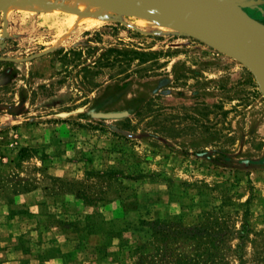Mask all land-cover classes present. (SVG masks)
<instances>
[{"label":"rangeland","instance_id":"rangeland-1","mask_svg":"<svg viewBox=\"0 0 264 264\" xmlns=\"http://www.w3.org/2000/svg\"><path fill=\"white\" fill-rule=\"evenodd\" d=\"M27 2L32 10H0V60L19 72L0 88V264H141L134 249L151 239L141 220L190 225L203 211L229 227L228 264H238L242 225L243 259L257 264L251 239L264 229V95L251 72L209 42L143 15L75 0ZM245 10L264 23V4ZM88 39L96 51L85 53L87 63L113 45L156 51L140 80L170 82L134 114L125 110L132 90L84 91L76 71L84 53L62 64L51 52ZM119 67L102 68L94 80L124 77ZM107 92L115 97L92 109ZM100 111L128 114L92 115ZM152 252L148 244L144 253Z\"/></svg>","mask_w":264,"mask_h":264},{"label":"trees","instance_id":"trees-1","mask_svg":"<svg viewBox=\"0 0 264 264\" xmlns=\"http://www.w3.org/2000/svg\"><path fill=\"white\" fill-rule=\"evenodd\" d=\"M90 41L93 40L88 39L79 45L70 47L69 49L61 47L51 52V54H53L62 64H66V61L70 59V57H83L82 54L84 53L83 61L77 65L76 69V71L81 74L79 86L84 91L91 92L102 86H104V90H113L114 88V90L116 89L118 92L123 89L132 90L135 92V96L129 100L125 110L130 114H134L141 110V106L145 101L149 103V101L152 100L153 92L158 87V84L160 86H165L167 82H170L169 78L159 80L148 79L146 81L140 80L142 74L138 73H141L143 70L140 66L153 58L156 51H143L113 45L104 49V52L99 55L97 60H93L92 63H87L85 60L86 55L91 56L96 51V47L91 45ZM134 62H137L135 64L136 67L131 69L130 65ZM115 63L120 64L119 72L117 74H123L124 77L121 78L120 76L118 77L115 75L114 78L113 76H110L108 80L104 82L94 80V77L100 73L102 68ZM12 64L13 63L10 61L0 60V65H5L0 70V88L6 87L12 78V73L18 72L16 70L10 72ZM58 73H61V71L55 72V74ZM177 78L178 76L176 79ZM55 82L61 83L62 81L57 79L52 83L54 84ZM133 86L137 88L144 86L145 89L147 88L146 94H142L144 91L141 92V90L136 92V90L132 89ZM20 90L21 92L25 91L23 88ZM147 94L149 95L148 97ZM20 96L21 100H23L22 98L24 95ZM114 97V94L107 92V94H105L104 103H101V101L97 102L93 104L92 109L95 111L100 110L102 104H105L109 99ZM127 119L128 118H125V121ZM209 134L212 135V133ZM219 136H221V138L224 137L223 141H230L233 139V137L228 134H220L218 135V138ZM210 141H212L210 137L209 139H206L207 144H210ZM25 150V148H21L19 151L20 157L23 156V151ZM215 152L219 155H225L227 150H216ZM223 162L225 164L227 163V161ZM83 198L86 199V195H84ZM247 203L248 199L244 204ZM59 222L63 224L61 220ZM140 223L149 227L151 239L148 244L153 247L152 253H144V250L148 245L147 243H141L135 247L134 252L139 253L141 264H228L225 258V250L231 247L227 243V237L231 236V233L229 227L224 223L222 224L217 217H214L212 212L203 211L200 214L198 221L190 225L183 224L181 219L177 217L155 218L148 221L141 220ZM84 226L89 230L90 221H87ZM245 229L246 227L242 225V229L235 232L236 234H239L240 239L242 240V242L235 244L234 249V252H236L238 257V264H246L241 253L243 240L246 239L247 236V230L244 231ZM243 233H246V235H243ZM263 233L264 229H261L256 232L255 237L251 239V242L255 247L254 260L257 264H264V240H262L263 238L257 239V236H260ZM183 244L187 245L188 250L184 248L180 249ZM61 254L66 255L67 253Z\"/></svg>","mask_w":264,"mask_h":264},{"label":"water","instance_id":"water-1","mask_svg":"<svg viewBox=\"0 0 264 264\" xmlns=\"http://www.w3.org/2000/svg\"><path fill=\"white\" fill-rule=\"evenodd\" d=\"M12 0H0V9ZM129 13L173 23L190 13H207L221 16L222 22L211 27L209 34L221 36L225 46L236 51L231 55L253 75L259 91L264 95V23L250 16L245 8L264 4V0H117ZM151 5H150V4ZM152 4L154 6H152ZM207 42L203 35L184 32ZM213 46V45H212ZM218 49V48H217ZM220 50V49H219ZM81 110V109H79ZM127 111L93 112L98 118H122ZM123 135L133 134L114 128Z\"/></svg>","mask_w":264,"mask_h":264},{"label":"bare ground","instance_id":"bare-ground-1","mask_svg":"<svg viewBox=\"0 0 264 264\" xmlns=\"http://www.w3.org/2000/svg\"><path fill=\"white\" fill-rule=\"evenodd\" d=\"M28 0H12L3 6L2 9L7 8H13L17 5H21L20 9L23 11L32 10V6H30V3L27 2ZM148 1V0H147ZM75 3L82 6H101V7H108V8H116L123 12L129 13L123 5L119 4L117 0H75ZM150 4V3H149ZM151 5V4H150ZM152 6H154L152 4ZM70 7V6H68ZM0 9V10H2ZM117 10V11H119ZM132 14V13H130ZM150 19V18H149ZM152 20V19H151ZM165 26L173 27L175 29H178L182 32H188L192 31L194 33H198L200 35H203L206 40L213 46H215L218 49H221L231 55H237L236 51L232 48L225 46V41L221 36L215 35V34H209L208 30L211 27L216 26L217 24L222 22V17L217 15H210L207 13H190L189 15L185 16L182 19L177 20L173 23L164 22L158 19H154ZM158 24V23H156Z\"/></svg>","mask_w":264,"mask_h":264},{"label":"flooded vegetation","instance_id":"flooded-vegetation-1","mask_svg":"<svg viewBox=\"0 0 264 264\" xmlns=\"http://www.w3.org/2000/svg\"><path fill=\"white\" fill-rule=\"evenodd\" d=\"M194 102H197V100L196 101H194ZM197 103H194V105H196Z\"/></svg>","mask_w":264,"mask_h":264}]
</instances>
